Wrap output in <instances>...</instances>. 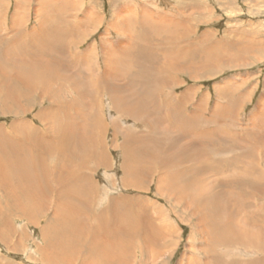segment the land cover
I'll list each match as a JSON object with an SVG mask.
<instances>
[{"label":"rangeland","instance_id":"obj_1","mask_svg":"<svg viewBox=\"0 0 264 264\" xmlns=\"http://www.w3.org/2000/svg\"><path fill=\"white\" fill-rule=\"evenodd\" d=\"M152 14L156 18H151ZM142 20L146 21L143 30ZM17 32L48 34L49 44L59 51L62 65L57 66L62 78L47 91L64 102L68 116L75 118L79 130L67 131L74 139L72 156L81 164L80 174L97 187L96 207L90 202L93 210L83 219L87 230L88 225H94V214L110 213L113 200L123 213L133 214L130 229L139 227L150 235L161 232L155 238L162 244L150 245L152 238L149 243L138 238L128 264H203L206 256L210 260L220 256L222 264H233L234 259L238 264H255L258 258L259 264H264V251H258L256 245L257 238L264 241V0H0L3 68L7 63L15 69L30 68L29 58L21 56L24 63H19L22 50L17 56L4 54L6 44L14 39L10 37L20 38ZM74 41L80 42L78 53H85L86 59L74 55ZM166 51L172 55L169 61L164 60ZM157 66L161 73H156ZM7 76V70L0 71V135L23 137L14 130L17 123L42 129L45 118L41 115L49 112L45 110L48 101L22 96L19 87H12L17 82L15 76ZM158 80L162 83L159 100L168 99V106L144 115L132 101L147 103L145 97L152 96ZM105 84L115 90L116 84H126L123 89L128 91L116 95V91L106 90ZM59 85L62 89L58 91ZM77 85L87 92L85 98L75 93ZM176 97L181 98L183 112L173 109ZM182 113L189 119L185 121L186 133L175 119ZM51 116L46 114V124L50 125ZM207 129L220 132L206 134ZM79 137L85 149L77 143ZM126 138L133 141L132 149L145 144L153 152L151 159H140L143 170L150 168L145 176L144 172L134 176L128 170L125 152L129 149L123 146ZM6 143L13 145L12 141ZM187 145L190 147L185 150ZM156 158L159 166L154 163ZM210 164H214L212 169ZM204 167L208 169H201ZM194 170L199 176L190 175ZM258 178L260 192L253 187ZM239 182L245 187H239ZM18 184L22 187V182ZM208 190L224 195L225 208L241 210L236 219L242 233L261 230L253 245H246L247 241L219 244L211 231L196 225L198 220L187 205L193 195ZM18 192L22 196L17 195L18 200L26 202L23 189ZM184 192L188 200L177 202L175 196ZM45 201L39 210L26 212L27 205L11 201L0 188V264H52L43 259L42 251L48 246L50 227L58 229L60 225L54 215L65 206L56 205L53 196ZM246 215L258 221L247 225ZM223 219L227 216L220 221ZM113 222L125 227L123 219ZM149 245L153 250L146 249Z\"/></svg>","mask_w":264,"mask_h":264},{"label":"bare ground","instance_id":"obj_2","mask_svg":"<svg viewBox=\"0 0 264 264\" xmlns=\"http://www.w3.org/2000/svg\"><path fill=\"white\" fill-rule=\"evenodd\" d=\"M153 15L155 14H152L151 18H156L157 15ZM157 18L160 17L158 16ZM90 20L91 19H88L87 25L91 22ZM143 22L146 23V21L142 20L140 25L141 30H143V26L144 28H146ZM79 26H77L76 28H78ZM53 30L54 33L57 31V29ZM42 31L49 34L47 30ZM17 33L20 34V38L17 40L16 37L11 36L10 38L14 39L10 40V42L6 44L4 48V54L9 56L13 52L14 56H17V52L22 50L21 55H18L20 57L19 63H24V61H20L21 56L29 58L28 65L30 68L15 69L9 63H7L6 68H3L4 64H0V71L1 73H3L7 70L8 76L10 74L11 78L15 76L17 82H15L12 87L17 89L19 87L20 90L18 93H23L22 96H35L36 98L38 96L41 101H48L49 106L48 109L45 110H49L48 113H50L52 116L51 119H48L51 120L50 125L46 124L44 121H46V114L48 113L42 112L43 114L41 115V117L45 119H42V123L44 124V126L40 130L35 127H31V125L29 126L27 123L15 124L14 126L17 128H14V130H16L17 132H22V134H24L23 137L13 135V138L10 139V137H3L2 135H0V188L6 193V196L11 201L14 200L17 203H24V205H27V211L26 208L24 209L26 212L39 210L44 206L46 202L45 200H48L50 196H53L54 203L60 208L65 206L63 211L58 212L53 217V220H55V222L60 225L58 226V229L57 227L54 228V226L56 225H52L49 229L50 231L47 234L48 246L44 251H42L43 259L45 261L49 263L51 262L52 264H56L58 260L60 261V263L62 261H66L67 264H109L110 262H112L110 264H128V257H132L130 255L133 253L134 244L138 238L148 243L149 240L153 239V241L150 242V245H153L154 243L162 244L163 241L159 242V240H156L157 238H155L157 235L160 236L161 232L155 231L156 235H150L148 234V232H146V230H143L139 227L130 229L132 223H130L129 219H131V222H133V214L128 211L123 213V211H121V208L118 207L117 202H114L113 200H111L110 202L111 207L108 208L110 213H106V211H104L100 216H98L99 214L97 216L96 214H94V225H88V230L86 229L87 224L83 222V219L89 211L93 210V206L92 204H90V202H93L94 206L96 207V201L98 202V199H96L97 187L89 177L86 178V176H82L80 174L82 172L80 169L81 164L78 163V161H76L72 156L70 147L73 144L71 143V141L73 142L74 139L70 138L67 131L73 132V130H77L79 128V126L76 125V121H74L75 118H71L68 116V112L66 110L64 102L55 100L54 96H50L47 91V88L54 86L55 84H57V81L62 78L60 70L57 66V64L62 65L61 58H59V51L55 48L54 45L49 44L51 42L48 38V34H39L36 32H32L31 34H25L22 32ZM62 33H64V30L62 31ZM120 36L125 37L124 35ZM1 40L2 38L0 39V41ZM44 40H48V43ZM40 43H42V45L44 44L45 46H39L38 44ZM169 43L171 42L169 41ZM71 47L76 57L79 56L81 61L83 59H86L85 53H78L77 47H80V42L76 43V41H74ZM170 53L171 52H165L164 60H170V58L172 57ZM176 54L178 55V53ZM52 66H54V68ZM157 69L158 70L156 71V73H161L158 66ZM110 73L113 75L112 71H109V74ZM104 74V76H106V74L108 75V71H106ZM142 75H145V73H143ZM100 76L102 77L103 75ZM159 81L160 80H158V82ZM156 83L157 81L155 82V84ZM124 85L126 84H116V90L114 88H111V85L109 84H107L104 88L106 90L108 89V91H110V89L111 91H116V95H122L126 94V92L128 91H124ZM60 87L61 85H59V88H57L58 91L62 89V87ZM161 87L162 83L160 82L159 85L153 87V91L151 92L152 96L145 97L149 100L147 103L143 101L144 104H140L141 102L139 103V99H137L136 101H132V103L139 107V111H144V115L148 114L147 111L155 112L162 110L163 108H165V105L168 106V99L159 100L160 93L162 91ZM80 89H82L80 85H77V87L74 88V91L81 99L85 98L87 92L85 94ZM169 97L173 98V96ZM176 99L177 103L176 105H173V109H180L181 112H183L182 108L179 105L181 103V98L176 97ZM61 103H63V105ZM76 108L80 113H83V107L80 104H77ZM182 115L183 113L180 116H176L175 119L180 121V124L183 126V128H181L184 129V133H186L185 121H189V119H185L186 116L183 115L184 121L182 122ZM82 116L83 115H81V117ZM83 118H85V121L88 120V118L86 117ZM135 118L144 120L139 117ZM85 121L84 124H82L83 128H85ZM206 131V134L213 135L219 134L220 132L219 130L214 129H207ZM6 141H12L13 145H7ZM125 141L126 142L123 144V146L129 149L128 154L125 152V155L127 156L126 161L128 164V170L131 171L134 176L138 173L141 174V172H144L143 174L145 176V172L148 173L150 168L143 170L142 168L144 166L141 162L142 160L140 159L148 158L153 154V152L148 151L145 144H143L144 148H140L138 146L135 149H132L130 146L133 141L129 138H126ZM26 142H28V145L26 144ZM77 143L85 149V146L82 142V137L77 138ZM188 147L190 146L187 145L184 149L187 150ZM151 158L152 157L148 159ZM52 159L54 163H49V161H51ZM139 161L141 164H139ZM157 161H159L158 158L155 159L154 163H156ZM148 162L151 165V160H149ZM178 162H180V160ZM226 163L228 164L227 161ZM56 164L61 166L57 167ZM162 165H165V167L168 166L164 163H162ZM213 166L214 164H210L211 169L213 168ZM215 166L216 168H218V163H216ZM201 169L208 168L204 167ZM190 175L199 176L196 170H194ZM258 180L259 178L255 179L253 183L254 189L257 190L256 192H260L262 189L259 185L260 183ZM19 181L22 182V187L19 186ZM13 184L15 186H13ZM172 185L173 182L169 183V191L171 190ZM238 186L241 188L245 187L243 182H239ZM179 187L180 186L178 185V188ZM21 189H23L25 195H27L26 197H24L26 202L20 201L22 199L18 200V191H21ZM21 197L22 196H20V198ZM171 197L174 198V196ZM193 197L194 198L191 200V202H186L189 204L187 205V208H189L191 216H193V218H197L198 222L196 223V225H202V227L206 231H211L213 233L215 242L219 244L222 243L223 245H235L236 243L247 241L250 243H247L246 245H253L252 241L255 240L258 235H260L259 233L261 230H257V233H252L250 231H247V233L243 232L244 234L242 233L240 229L242 228V226L236 219L241 210H235L233 207L229 208V206L225 208L223 206V194L213 190H208L206 193L200 194L198 196L193 195ZM175 198L177 202H182L183 199L188 200V197H186V192H184L183 195H179L177 197L175 196ZM86 205H88L87 211H84L86 209ZM26 212H24L25 215ZM230 212H235V215H231ZM33 213L36 214L37 211H34ZM224 215L227 216V219H223V222H221V217H223ZM116 219H123V222L125 224V227L123 229L117 227V225L114 224L113 220ZM251 220H253V223H256L258 221V219H256L255 217L254 219H252L247 215L245 216V223L247 225L252 223ZM165 230L166 228L164 227V229H162L161 231ZM152 232L154 231L152 230ZM104 238L107 242L104 240ZM256 241V245L259 246L258 251H264V241L259 238H257ZM150 245L146 247V249L149 248L150 250H153ZM159 253L162 254L163 250H160ZM62 258H64L65 260ZM110 258L111 261L109 262ZM260 261L261 259L258 258L255 264H259ZM202 262L203 264H222V258L220 256H216L214 260H210V258L206 256V258L202 259ZM233 264H238V262L234 259Z\"/></svg>","mask_w":264,"mask_h":264}]
</instances>
